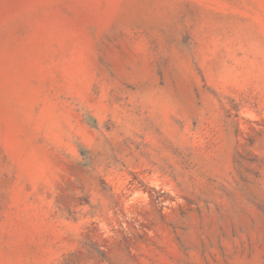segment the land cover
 <instances>
[{
    "label": "rangeland",
    "instance_id": "obj_1",
    "mask_svg": "<svg viewBox=\"0 0 264 264\" xmlns=\"http://www.w3.org/2000/svg\"><path fill=\"white\" fill-rule=\"evenodd\" d=\"M0 264H264V0H0Z\"/></svg>",
    "mask_w": 264,
    "mask_h": 264
}]
</instances>
